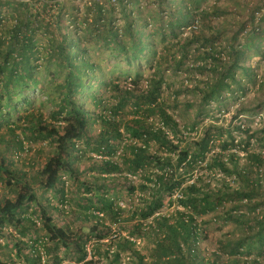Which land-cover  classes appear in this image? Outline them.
<instances>
[{
	"label": "trees",
	"instance_id": "16d2710c",
	"mask_svg": "<svg viewBox=\"0 0 264 264\" xmlns=\"http://www.w3.org/2000/svg\"><path fill=\"white\" fill-rule=\"evenodd\" d=\"M136 1L0 0V180L7 188L0 193V238L14 251L4 257L0 243V264H101L87 260L93 237L91 253L105 264H123L126 254L125 264H264V126L207 123L198 136L189 134L209 116L212 103L226 94L244 95L247 83L259 85L262 98L252 110L241 107L233 119L264 108V81L245 66L248 52L260 51L264 18L256 23L253 13L251 31L244 33L248 23L242 24L219 43L223 35L210 25L212 9L202 8L203 0H155L158 15L146 18L135 15ZM199 23L201 28H193ZM167 72L204 76V82H195L200 104L185 126L170 111L172 97H165L173 87ZM122 77L130 86L122 85ZM171 94L177 101L179 92ZM89 96L100 112L86 109ZM78 140L109 157L91 164L89 179L75 164ZM38 143L50 151L17 168L13 157ZM236 146L243 158L230 151ZM199 165L204 174L195 176ZM128 175H139L138 188ZM69 180L86 193L78 195L80 211L68 206ZM114 181L130 195L142 192L130 214L110 195ZM175 202L172 211H160ZM53 211L79 226L59 222ZM213 223L219 239L203 255L199 244ZM113 225L130 239L118 234L103 243ZM136 239L151 243L148 254Z\"/></svg>",
	"mask_w": 264,
	"mask_h": 264
},
{
	"label": "rangeland",
	"instance_id": "374dc122",
	"mask_svg": "<svg viewBox=\"0 0 264 264\" xmlns=\"http://www.w3.org/2000/svg\"><path fill=\"white\" fill-rule=\"evenodd\" d=\"M175 1L176 3H178L177 0ZM202 8H207V10L212 9L211 12L213 16H212L210 25L215 26V28H217V31L221 32V34L223 35V38L217 41L219 43H224L227 40H229L232 34L239 31V28L242 24L248 23L244 30V33L251 31L253 26L251 25L250 21H251V16L253 13H255L256 23L260 21L261 18H264V0H203ZM214 8L217 9V11L214 12L213 11ZM135 15L137 16L143 15V17L145 18L150 17V16H154V17L157 16L158 13L155 8V0H137L135 4ZM257 25L258 24H256V26ZM198 27L201 28L200 23ZM261 28H264V24L261 26ZM189 33H190V29L185 30V33L182 37H186ZM39 35H41V33H39ZM38 39L39 41H41V43L45 44L46 40L43 39L42 36H39ZM257 45H258V51L259 49L260 51L257 53L256 51L248 52L249 58L246 61L245 66L250 67L251 70L255 71V73L257 74V80L258 82H260L261 80L264 81V37H262L261 40L257 41ZM105 64L107 63L102 64V66H105ZM196 74H197V78L187 73H182L181 75H173L171 72H167V75H166L168 83L173 84V87L168 92V94L165 93V97L167 99L171 97L173 98V94L171 93L175 91L179 92V97L177 101L175 102L172 101L173 100L172 98L169 100L171 101L170 104L173 106V109H171L170 111L177 118L181 126H185L186 124H189L192 122L193 120L192 113L195 111L194 108L196 109V106L200 104V97L198 95V91L195 90V82L197 83L204 82L203 81L204 76H202L200 73H196ZM238 75L239 76L241 75L240 71L238 72ZM108 76L106 77V79L108 78ZM120 82L124 86L125 85L130 86V83H132L130 79H127L126 77H122L120 79ZM141 84L142 85L145 84L144 81H142ZM262 94L263 92L259 90V85L258 87L257 86L254 87L247 83V90L245 91L244 95L239 93L234 98L230 94L223 95L222 102L212 103L210 105L209 116L205 118L203 117L202 120L197 121L196 123L197 128L194 131H189L190 136L191 137L198 136V134H200L201 132L200 129L203 126L205 127L207 123H218L219 125L228 126L231 128H233L235 125H242V128H251L253 130H260L264 126V108L258 111L259 113L254 114L252 116L239 115L237 120L233 118L237 110H239L243 106L247 110L254 109L255 105L258 104L259 100L262 98ZM104 95H105L104 98H109L107 93ZM42 100H46V97L45 96L42 97ZM83 103L86 104V109L89 111L90 114L100 112V109L99 108L96 109L94 106V103L90 101V96L86 98ZM188 103L193 104L195 107L186 108L185 106ZM108 104L113 105L115 104V101L110 99ZM44 113H45V119L49 121L50 118L48 116V113L45 111ZM107 114L108 116L112 117L110 113H107ZM131 117L132 116L130 115V118ZM95 127H97V125H95ZM121 132H123L122 129H121ZM232 136L236 140L235 144H237L240 139L239 134L233 131ZM224 138L226 139V137ZM218 142L219 141L216 142L217 145H218ZM124 144L125 142L122 141L121 144L118 145L120 149L122 148ZM26 146H27V143H26ZM81 149L83 150L84 155L81 156L82 153L76 152L74 154L75 164L80 171L84 172L83 176L85 177V179H89L94 175V173L88 169L90 168L91 164H93L94 162H100L101 159L94 160L96 158H100L98 157L100 155L93 150V146H88L83 140H81ZM219 150H220L219 147H215L213 149V152H219ZM49 151H50V148L47 147L45 143H38L32 146L31 152L30 151L22 152L20 156H14L13 160L17 168H22L24 164L29 165L28 163L31 162V160H33L34 162H37L39 158L42 160V155L44 153L47 154V152ZM230 151L237 152L242 158L244 156V153L240 150V148H238V146H236L235 148H231ZM39 152H44V153L39 154ZM91 156H93L94 159ZM90 157L92 158V161ZM113 158L114 160H118L119 154L117 153L115 156H113ZM203 168H204V165H199V167L195 171V176L204 174ZM29 169L30 168H28L27 166L25 170L27 171ZM35 172H36L35 169L32 171L30 170V174L33 177L36 176ZM71 180L68 181V184H69V187H68L69 197L68 198L70 199V203H71V205L68 204V206H71L72 208L74 207V209L80 211L81 208L76 207L79 201L78 195L79 197H82V196H85L86 193L84 192V190L83 191L79 190L78 187H76L73 181ZM140 180L141 178H139V175H135L134 177L129 178V181H131L130 182L131 185L135 187L137 186V188H138L139 183H141ZM215 183L216 181H214L213 183L214 186H215ZM114 184H115V187L114 189L112 188V190L110 191L111 192L110 195L116 199L115 201L119 207L128 211L127 214H130L129 213L130 212L129 209L131 207L130 204H133L134 206H138L139 197L142 192L138 189L134 192V194L130 195L126 187L122 188L118 182L116 183V181H114ZM6 191H7V188L4 187V183H2V180H0V193H3V192L6 193ZM46 196L48 198H51L52 204L59 205L60 200H58L57 196H54L51 192L46 193ZM178 196H179L178 194H174L173 198L176 199L178 198ZM176 206H177L176 202L174 203L173 207H168V205L166 204V206L160 211L162 213L170 212ZM178 208L182 210V207H178ZM53 213H54L53 215L56 216V219L59 222H62L66 225H70L73 229H76L79 226L78 222L75 221L73 217H70L67 214L63 215L57 212L55 213V211H53ZM96 214H98L97 211H96ZM100 215L103 216L102 214ZM211 217H212L211 215L206 216V217L199 219V221L205 220V219L209 220V218ZM91 223L92 221H89V224ZM104 223L106 226L111 225V222L109 221V219L105 220ZM218 227H219L218 224L213 223L209 225L207 229L205 230L204 234H206V237L204 240H202L201 244H199L200 252L203 255H207L215 250L217 240L219 239V232L217 231ZM111 228H112V230L110 231L111 236L109 238H105L102 241L103 243H107L111 238H115L116 236H118V234H121L124 237H128L127 232L122 231V230L119 231L118 226L113 225ZM8 231H10L13 235L18 236L14 228L10 227L8 228ZM94 238L95 237H93L87 245L88 247L87 248L88 249L87 260H94L97 263L100 262L101 264H105V261L104 260L102 261L99 258L100 255L98 253H96L94 256L91 253V252H94L93 247L96 242ZM0 243L2 244L1 253L4 257H7L8 255H11V254L14 255V251H12L13 250L12 246H10L11 244L9 243L7 238H0ZM136 243H137V246L139 247V250H141L143 255L148 254V250H149L148 248L151 247V243L148 242L147 239H144V240L136 239ZM61 255H62V252H61ZM127 261H128V256L126 254L123 257L122 262L123 264H125ZM62 264H73V263L64 261Z\"/></svg>",
	"mask_w": 264,
	"mask_h": 264
},
{
	"label": "built area",
	"instance_id": "2783aa9c",
	"mask_svg": "<svg viewBox=\"0 0 264 264\" xmlns=\"http://www.w3.org/2000/svg\"><path fill=\"white\" fill-rule=\"evenodd\" d=\"M193 28L197 29L198 26H194ZM76 149H77V151H76L77 153H82L83 154V150L81 149V141L80 140H78L76 142ZM98 154L100 155V156H98L100 158H96V160L97 159H104V160H108L109 159L108 156H104L102 153H98ZM118 154H120V152H118ZM91 157L93 158V156H91ZM128 177L131 178V177H134V176L128 175ZM63 178H64V180L67 179L66 177H63ZM67 184H68V182H67Z\"/></svg>",
	"mask_w": 264,
	"mask_h": 264
}]
</instances>
